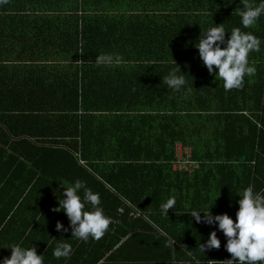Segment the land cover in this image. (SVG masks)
I'll use <instances>...</instances> for the list:
<instances>
[{
	"label": "trees",
	"instance_id": "obj_1",
	"mask_svg": "<svg viewBox=\"0 0 264 264\" xmlns=\"http://www.w3.org/2000/svg\"><path fill=\"white\" fill-rule=\"evenodd\" d=\"M240 7V0H0V136L7 137L0 143L11 145L9 137L28 135L34 137L26 142L31 150H42L38 145L44 142L72 145L101 177L74 164L88 183L93 178L111 193L104 209L115 218V252L105 255L103 264H225L231 259L217 224L197 223L185 214L192 207L177 200L165 216L160 200L190 195L198 173L209 166L195 148L191 159L201 160L198 167L180 172L173 166L179 144L190 151L195 146L182 125L193 118L190 104L198 117H207L202 87L209 71L195 45L215 24L226 31L241 29L239 16L231 19L238 12L233 8ZM246 30L261 43L255 30ZM262 36L264 42V31ZM259 51L248 58L264 56V44ZM101 54L118 55L120 61L98 65ZM178 67L186 84L177 91L162 77ZM248 104L234 106L231 117L250 119L244 111L257 109ZM237 140L231 144L235 156L221 160L247 161L238 154L247 150ZM182 178L186 189L176 191L175 179ZM134 208L143 214L131 216ZM213 230L221 246L201 251Z\"/></svg>",
	"mask_w": 264,
	"mask_h": 264
},
{
	"label": "crops",
	"instance_id": "obj_2",
	"mask_svg": "<svg viewBox=\"0 0 264 264\" xmlns=\"http://www.w3.org/2000/svg\"><path fill=\"white\" fill-rule=\"evenodd\" d=\"M236 14L237 12L233 13L231 19H238L239 15ZM260 16L250 28L260 35V46L263 47L264 13ZM239 25L244 32L246 28L241 24V18ZM246 33H249L248 30ZM32 42H35V39H32ZM146 50L149 52L153 49L146 47ZM153 55L156 57L157 52ZM263 57L259 54L257 57L248 58L250 66L256 69L255 75L251 77L245 75L240 88L225 91L222 80L216 79L214 74L207 75L209 81L202 87L206 88L207 117L205 115L198 117L200 113L195 112L190 104V111L194 112L190 115L193 118L182 122L194 141L195 146L190 148V154L192 157L195 148L198 159H206L209 166L198 173L197 183L191 189L190 195L184 197L178 193L176 197L173 196L180 205L188 203L192 209L211 211L213 216L227 213L235 220L238 211L235 207H239L238 201L241 198L238 192L251 186L254 192L264 194ZM202 88L194 87V91ZM246 100L249 102L247 105L249 108L255 107L257 110L244 111L250 119L232 118L233 107L245 105ZM254 130L257 133L256 138L251 140ZM12 138L13 140L9 137L11 145L0 143V260L11 256V247L8 245L20 244L22 247L35 246L37 253L43 255V264H103L105 255L109 256L115 252V218L104 209V205L107 206L109 203L111 193L103 190L93 178L88 183L84 171L73 170L74 164L86 166L96 175V179L101 177L88 167L81 154L71 150L72 145L44 142L38 145L43 149L37 151L36 147L31 150L30 144L26 143L27 140L34 141V137L21 135ZM237 139L242 142V148L247 150L245 154L240 152L238 154L241 157H248L247 161L237 164L236 159L233 162L221 160V156L224 159L235 156L236 150L231 144L239 142ZM4 140L7 141V137L0 136V142ZM227 144L231 147L228 148ZM59 147L63 148V151L57 150ZM70 155H74L75 162ZM194 161L197 164L181 171L175 169L174 164L173 166L175 170L182 172L198 167L202 163L201 160ZM78 179L99 194L100 207L111 220L108 231L100 240H93L90 237L84 242L72 237L66 213L63 210H53L58 207L59 199L63 198V187L73 185ZM175 186L176 191L186 189L183 178L175 179ZM80 195L83 196V190L80 191ZM169 198H162L160 204ZM86 208H90V205H86ZM188 211L190 210H186L185 214L190 215ZM203 216L204 213L201 212V217ZM58 221L68 228L67 232L56 229ZM61 242L70 244L72 252L67 258L57 259L53 256V250Z\"/></svg>",
	"mask_w": 264,
	"mask_h": 264
},
{
	"label": "clouds",
	"instance_id": "obj_3",
	"mask_svg": "<svg viewBox=\"0 0 264 264\" xmlns=\"http://www.w3.org/2000/svg\"><path fill=\"white\" fill-rule=\"evenodd\" d=\"M240 3L242 7L238 9L237 14L241 18V24L248 28L264 13V0L258 6L249 3L248 0H240ZM215 25L201 33L195 45L199 50V57L209 73L215 74L216 79L223 81L225 91L240 88L245 75L249 77L255 75L256 69L249 65L248 54L260 50V40L251 33L241 31L240 28L226 31L223 24ZM227 32H230V37L226 40ZM114 61L118 64L120 57L101 54L97 58L98 65L111 66ZM181 72L180 67L172 68L162 77V83L168 88L180 90L186 84L185 76L180 74ZM81 190H83L82 197ZM62 193L63 198L59 199L58 207L53 210H63L66 213L70 221L72 237L84 242L90 237L93 240H100L108 231L111 220L100 207L99 194L79 179L71 186H64ZM238 194L241 198L238 201L239 209L235 220L227 213L213 216L211 211L197 209H192L188 213L197 223L203 221L217 224L218 229L227 237L225 248L231 254V259L226 260L225 264H257V262L264 264V194L254 192L251 186ZM175 203L174 197L161 203V213L168 216L169 209H174ZM86 205H90V208H86ZM201 212L204 213L203 217ZM56 229L68 231V228L59 221ZM8 246L11 247V256L0 260V264H43V255L37 253L35 246L22 247L20 244ZM220 246L221 241L216 230H213L207 242L200 244V250L204 252L206 248L218 249ZM71 252V245L61 242L53 250V256L57 259L67 258Z\"/></svg>",
	"mask_w": 264,
	"mask_h": 264
},
{
	"label": "built area",
	"instance_id": "obj_4",
	"mask_svg": "<svg viewBox=\"0 0 264 264\" xmlns=\"http://www.w3.org/2000/svg\"><path fill=\"white\" fill-rule=\"evenodd\" d=\"M189 152V154H188ZM177 158L173 161V164L175 166V169H188V167L197 164L196 161H194L193 159H191V154H190V150L189 149H185L182 144H179L177 146ZM121 211H124L123 209H121ZM143 212L141 210L138 209H133L130 212L131 216H140L142 215Z\"/></svg>",
	"mask_w": 264,
	"mask_h": 264
}]
</instances>
